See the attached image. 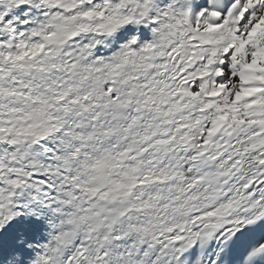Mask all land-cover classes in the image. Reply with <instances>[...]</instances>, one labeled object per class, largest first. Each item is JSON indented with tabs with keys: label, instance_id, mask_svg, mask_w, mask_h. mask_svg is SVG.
Instances as JSON below:
<instances>
[{
	"label": "snow or ice",
	"instance_id": "6c2138e0",
	"mask_svg": "<svg viewBox=\"0 0 264 264\" xmlns=\"http://www.w3.org/2000/svg\"><path fill=\"white\" fill-rule=\"evenodd\" d=\"M0 264H264V0H0Z\"/></svg>",
	"mask_w": 264,
	"mask_h": 264
}]
</instances>
